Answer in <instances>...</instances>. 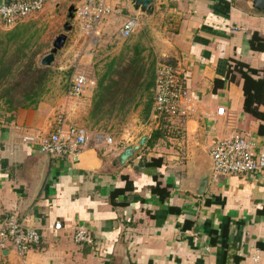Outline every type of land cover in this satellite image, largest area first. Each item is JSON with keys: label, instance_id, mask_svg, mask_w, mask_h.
I'll list each match as a JSON object with an SVG mask.
<instances>
[{"label": "crops", "instance_id": "obj_1", "mask_svg": "<svg viewBox=\"0 0 264 264\" xmlns=\"http://www.w3.org/2000/svg\"><path fill=\"white\" fill-rule=\"evenodd\" d=\"M57 1L50 0L44 12L17 24L0 22V33L26 25L28 34L35 30V37L39 34L44 39L43 20L53 4L58 11L65 0ZM80 3L72 5L77 9ZM109 4L113 11L81 32L98 45L112 42L115 34L124 38L121 31L130 18L138 19L136 30L141 23L152 28L151 22L157 20L156 29L145 31L149 32L154 67L170 63L184 70L196 112L189 119L169 121L155 145L147 143L121 167L114 165L116 156L144 134L150 140L161 127V117L153 109L149 120L124 141L114 138L109 144L97 140L96 134L102 131L91 133L78 157L51 158L25 140L30 135L50 134L61 120L66 125L79 123L62 104L65 95L59 89L48 92L37 107L20 108L10 119L0 117V222L14 216L43 233L41 242L24 255L13 246L0 249V262L254 264L257 254L264 258V171L224 175L218 180L211 175L205 194L195 192L201 177L211 170L210 149L218 139L243 134L264 149V134L259 132L264 120L252 119L244 111L243 78L239 74L235 81L227 77L235 60L263 69L264 50L252 48L251 40L256 32L264 36V14L253 10V0H155L153 15L135 10L130 0H109ZM67 22L73 26L70 33L76 27ZM118 26L119 32L115 30ZM80 45L85 51L77 59L94 57V50ZM76 46L71 44L67 52ZM78 73L95 81L78 97L79 104L84 103L79 109L84 116L90 112L98 80ZM218 79L224 84L216 88ZM222 106L223 115L217 113ZM153 157L163 158L161 167L144 163ZM123 175L132 180L134 189L113 205L110 193L126 186ZM158 181L170 187L166 200L151 190ZM171 206L181 212L170 211ZM187 220L193 225L186 226ZM57 221L63 223L60 230L54 228ZM78 225L92 233L93 245L76 241Z\"/></svg>", "mask_w": 264, "mask_h": 264}, {"label": "built area", "instance_id": "obj_2", "mask_svg": "<svg viewBox=\"0 0 264 264\" xmlns=\"http://www.w3.org/2000/svg\"><path fill=\"white\" fill-rule=\"evenodd\" d=\"M50 0H16L0 4V22L11 26L44 10ZM76 16L83 20L87 27L101 22L113 10L109 0H80ZM139 21L130 18L122 28V36L129 38L137 29ZM88 84H95L85 74L74 75L68 85L71 97H81ZM153 112L156 117L165 116L173 120L189 119L195 112L191 99V91L184 70L170 63H160L156 69ZM225 113V107L217 110ZM47 135H30L25 140L37 144L39 151L51 158L78 157L82 147L89 140L91 132L84 125H66L65 120ZM98 141L114 142V137L104 132L96 134ZM212 159V178L218 180L221 176L231 174L259 173L264 171V149L257 146L252 138L237 134L218 139L210 149ZM56 230L63 228V223L57 221ZM43 237L40 229L27 225L14 216H7L0 222V249L7 250L13 246L21 255L27 253L34 245H38ZM74 238L81 243L93 245L95 239L92 233L83 225L75 228ZM236 264V263H234ZM254 264H264V258L257 254Z\"/></svg>", "mask_w": 264, "mask_h": 264}, {"label": "trees", "instance_id": "obj_3", "mask_svg": "<svg viewBox=\"0 0 264 264\" xmlns=\"http://www.w3.org/2000/svg\"><path fill=\"white\" fill-rule=\"evenodd\" d=\"M13 1L16 0H7L5 3ZM29 32L30 29L24 25L0 33V90H4V93L0 95V117L3 118H12L20 108L37 107L46 92L47 82L51 77L49 75L50 67L42 66L34 59L38 52H31V49L33 40L36 38V31L28 34ZM251 46L254 49L264 50V36L258 32L254 33ZM142 55L143 47L136 44L134 45V54L129 57L127 63L121 64L124 59L122 57L113 58L108 63L102 78L98 80L90 110L91 117H95L106 104L115 105L116 100L124 92L123 97L125 95L127 97L123 98V106L129 102L134 103L133 107L142 106L144 117L149 120L154 104L156 72L148 80L149 68L143 63ZM17 70L19 79L16 78ZM237 74L244 80V111L252 119L264 120V108L261 109L264 107V66L263 69L259 70L246 62L235 60L229 65L227 77L231 81H235ZM13 78L16 79L12 80ZM125 80H128V86L125 85ZM223 84L224 81L218 79L216 88ZM14 93H19L20 96L17 97ZM160 119L161 127L156 128L152 133L148 142L149 146L155 145L159 137L163 135V129H166L170 123V120L165 116H161ZM259 132L264 134V124H261ZM162 159L161 157H153L144 163L149 166L161 167ZM123 178L127 180L126 186L114 188L110 193V202L113 205L119 204L118 197L134 189L132 180L127 175H123ZM151 190L154 194L159 195L162 200H166L171 194L170 187L162 186L159 181L151 187ZM170 211L181 212V209L171 206ZM192 225L191 220L186 221V226Z\"/></svg>", "mask_w": 264, "mask_h": 264}, {"label": "rangeland", "instance_id": "obj_4", "mask_svg": "<svg viewBox=\"0 0 264 264\" xmlns=\"http://www.w3.org/2000/svg\"><path fill=\"white\" fill-rule=\"evenodd\" d=\"M62 2L63 6L61 8H58L60 9L58 11V6L53 4L52 12H49L50 14L47 16L48 18L43 20L41 29L45 28L44 39H41V36H39L38 34V37L36 36L32 43L33 47L31 49V52H38L34 59L38 64L42 65V59L46 54L49 53L51 49L50 47L53 46L52 42H54V38H56L59 34H61V32H63V24L67 21H70L74 25V27H76L70 33L68 32V35H70V37L68 36L65 46L56 54L53 63L50 66L42 65L45 67H50L51 70L49 74L51 77L47 82L46 92L42 96V99H44L47 93L51 90L55 88L59 89V91H61V93L65 95L62 104H64L65 107L72 111V118L79 121V123L76 122L77 124L86 126L92 134L98 131H102L114 137L116 141L120 139L124 141L128 139L129 136H132L134 134L135 128H138L142 123H146L147 118L144 117V110L142 106L133 107L134 103L131 102L123 106V98L127 97V95L123 97V92L118 100H116L117 102H115V105L111 103L106 104L102 108V110L98 111L95 117H91L90 112L82 116L83 113L79 111V109L83 107L84 103L79 104L81 102H79L80 98H72L71 96H69V94H67V85H69L68 83L73 78V76L77 74V72H84L94 75L97 80H100V78H102V75L104 74L103 72L106 71V64H108L113 58L122 57L124 59L122 60L121 64L124 65V63H127L129 61V57L133 56L134 45L136 44L146 46L147 51L145 50L143 52L142 57L143 63H145L146 67L149 68V71L147 72V78L148 80H150L151 76H153V74L156 72V67H154V52L152 48H150L151 46L149 44L147 34L151 32L153 28L156 29L158 22L157 20L152 21V28H150V25L147 23H141L138 30H136L129 38H122L120 35L116 37L115 34L113 35L114 38L112 39L113 43L111 41H108L107 43L105 42L103 44L96 45V42L94 40L90 42L91 36L89 34H83L81 32L82 30L85 33L83 28L87 29L85 22L80 19H75V14L73 15V17H70L68 9L70 7L69 5H76L77 3H79V0H65ZM46 20H49V22ZM45 22L48 23L46 24ZM120 27H116L115 30L119 32ZM146 30L149 32L145 33ZM83 43H85L84 46H88V48L94 50L96 54L92 58L80 61L79 59H77V57L81 59L84 54V48L80 47V44ZM71 44L73 46H77L76 48H74V51L68 53L67 50H70L69 47L71 46ZM81 62L82 64H80ZM17 76L18 70L16 72V78L19 79L20 77ZM16 78H13L12 80H15ZM24 85H26V83H24ZM125 85L128 86V80H125ZM3 93L4 90H0V95H2ZM19 93L14 94L18 97L20 96ZM76 105L79 107L77 110L74 109ZM68 121L73 123L71 117H69ZM0 264L5 263L0 262Z\"/></svg>", "mask_w": 264, "mask_h": 264}, {"label": "water", "instance_id": "obj_5", "mask_svg": "<svg viewBox=\"0 0 264 264\" xmlns=\"http://www.w3.org/2000/svg\"><path fill=\"white\" fill-rule=\"evenodd\" d=\"M134 6L135 10H139L147 15H153L154 13V3L155 0H130ZM76 10V6L72 5L69 8L70 17H73V13ZM253 10L258 14H264V0H253ZM72 25L67 22L64 26L65 32L59 34L54 42L50 52L45 55L42 59V65L50 66L55 60L56 54L65 46L68 34L72 29ZM149 140V134L142 135L136 142H133L127 145L117 156L114 161V165L117 167L125 166L128 164L132 158L135 156L137 152H140L145 148ZM212 175V167L211 170L204 174L198 185V189L196 190L197 195H204L207 187L210 183Z\"/></svg>", "mask_w": 264, "mask_h": 264}]
</instances>
